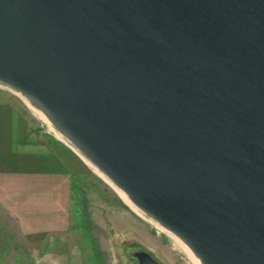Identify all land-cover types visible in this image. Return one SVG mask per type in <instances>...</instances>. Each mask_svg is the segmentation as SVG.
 Here are the masks:
<instances>
[{"label": "water", "instance_id": "water-1", "mask_svg": "<svg viewBox=\"0 0 264 264\" xmlns=\"http://www.w3.org/2000/svg\"><path fill=\"white\" fill-rule=\"evenodd\" d=\"M0 84L201 264H264V0H0Z\"/></svg>", "mask_w": 264, "mask_h": 264}, {"label": "rangeland", "instance_id": "rangeland-1", "mask_svg": "<svg viewBox=\"0 0 264 264\" xmlns=\"http://www.w3.org/2000/svg\"><path fill=\"white\" fill-rule=\"evenodd\" d=\"M18 93L0 85V264H194Z\"/></svg>", "mask_w": 264, "mask_h": 264}, {"label": "bare ground", "instance_id": "bare-ground-1", "mask_svg": "<svg viewBox=\"0 0 264 264\" xmlns=\"http://www.w3.org/2000/svg\"><path fill=\"white\" fill-rule=\"evenodd\" d=\"M1 85V84H0ZM11 90V89H10ZM14 92V91H13ZM17 92V91H16ZM19 94V93H18ZM21 94V93H20ZM22 95V94H21ZM23 97H25L24 95H22ZM26 98V97H25ZM28 101V100H27ZM27 103V102H26ZM29 105V104H28ZM32 107V106H31ZM36 109V108H35ZM38 112V111H37ZM39 113L40 115L46 119V121L51 125V127L53 128V130L55 131L56 135L59 136L60 138H64L65 136L56 128L52 126V122L46 117V115L42 112V110L39 108ZM66 138V137H65ZM64 138V139H65ZM68 144L72 147V149H74V151H76V153H78L89 165H91L96 171L97 173L103 178L105 179L109 184H111L119 193V195L122 197V199L129 205L131 206L135 211H137V213H139L141 216H145L144 211H142L136 204H134L129 197L126 195V193L120 189L119 187H117L102 171H100L98 169V167L96 165H94L88 158H86L74 145L71 141H69L67 138L65 139ZM146 214V213H145ZM147 218V217H146ZM152 218V217H151ZM156 223L162 225L159 221H157L156 219L152 218ZM151 221V219H149ZM165 227V226H164ZM191 257L193 258V262L194 264H201L200 260L198 258V256L194 253V251L189 247L188 248Z\"/></svg>", "mask_w": 264, "mask_h": 264}]
</instances>
